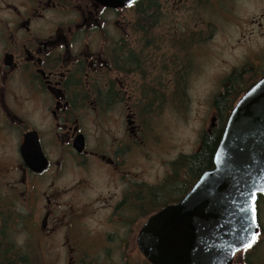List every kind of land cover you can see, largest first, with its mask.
I'll use <instances>...</instances> for the list:
<instances>
[{
    "label": "flooded vegetation",
    "instance_id": "af4514ba",
    "mask_svg": "<svg viewBox=\"0 0 264 264\" xmlns=\"http://www.w3.org/2000/svg\"><path fill=\"white\" fill-rule=\"evenodd\" d=\"M136 3L0 0V264H151L141 233L183 196L168 197L174 161L155 184L137 175L138 119L179 106V48L175 69L152 65ZM256 212L231 264H264V193Z\"/></svg>",
    "mask_w": 264,
    "mask_h": 264
},
{
    "label": "rangeland",
    "instance_id": "374dc122",
    "mask_svg": "<svg viewBox=\"0 0 264 264\" xmlns=\"http://www.w3.org/2000/svg\"><path fill=\"white\" fill-rule=\"evenodd\" d=\"M162 9L165 23L136 39L149 40L158 60L152 65L166 70L175 69L179 48V86L186 76V96L175 107L176 97L169 94L173 107L138 119L149 142L137 152L135 171L152 184L165 172L163 163L170 166L199 150L202 133L212 128L213 100L232 71L242 69L245 86L264 75V0H162ZM261 217L264 226V213Z\"/></svg>",
    "mask_w": 264,
    "mask_h": 264
},
{
    "label": "water",
    "instance_id": "95a60500",
    "mask_svg": "<svg viewBox=\"0 0 264 264\" xmlns=\"http://www.w3.org/2000/svg\"><path fill=\"white\" fill-rule=\"evenodd\" d=\"M93 1L122 9L139 0ZM211 126H216L213 120ZM239 149L244 150L242 159ZM263 193L264 75L229 112L212 169L201 174L178 204L152 217L139 246L151 264H231L236 252L255 243L256 201Z\"/></svg>",
    "mask_w": 264,
    "mask_h": 264
},
{
    "label": "trees",
    "instance_id": "16d2710c",
    "mask_svg": "<svg viewBox=\"0 0 264 264\" xmlns=\"http://www.w3.org/2000/svg\"><path fill=\"white\" fill-rule=\"evenodd\" d=\"M135 12V23L142 26L140 30L144 34L147 30H155L165 23L162 0H139L136 3ZM236 73L232 72L225 78L222 84L224 90L213 100V107L218 116V124L209 132L204 131L202 133L198 151L191 155H180L171 164L173 175L167 182L169 198L179 191L180 199L189 191L202 173L212 169L213 156L219 144L228 113L232 109L235 98L243 92L245 86L241 82V73ZM181 81H183V84L179 86V101L182 102L186 96V76ZM178 171L179 177L176 175Z\"/></svg>",
    "mask_w": 264,
    "mask_h": 264
},
{
    "label": "snow or ice",
    "instance_id": "6c2138e0",
    "mask_svg": "<svg viewBox=\"0 0 264 264\" xmlns=\"http://www.w3.org/2000/svg\"><path fill=\"white\" fill-rule=\"evenodd\" d=\"M236 154L242 159L243 158V154H244V150L243 149H239ZM251 195H255V193H251ZM247 247H251V244L247 245Z\"/></svg>",
    "mask_w": 264,
    "mask_h": 264
}]
</instances>
